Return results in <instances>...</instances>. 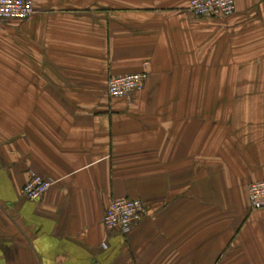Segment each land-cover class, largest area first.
<instances>
[{"label":"crops","instance_id":"crops-1","mask_svg":"<svg viewBox=\"0 0 264 264\" xmlns=\"http://www.w3.org/2000/svg\"><path fill=\"white\" fill-rule=\"evenodd\" d=\"M31 1L32 17L0 22V264H264L249 204L264 0L228 19L193 17L191 0ZM174 69H242L259 94L229 78L233 96L168 97ZM144 71L142 91L108 97L110 78ZM31 173L55 182L40 202L22 194ZM122 199L146 205L126 238L103 225Z\"/></svg>","mask_w":264,"mask_h":264},{"label":"built area","instance_id":"built-area-1","mask_svg":"<svg viewBox=\"0 0 264 264\" xmlns=\"http://www.w3.org/2000/svg\"><path fill=\"white\" fill-rule=\"evenodd\" d=\"M236 3L237 0H191L187 12L197 18L228 19L237 12ZM34 13L31 0H0V22L27 20ZM149 78V71L113 77L108 81L107 95L110 99H128L142 91ZM54 184L51 179L31 173L22 194L29 202H40ZM249 203L254 211L264 210V181L250 185ZM145 212L146 205L141 200H116L109 206L103 225L106 230L118 231L126 238L142 221Z\"/></svg>","mask_w":264,"mask_h":264},{"label":"rangeland","instance_id":"rangeland-1","mask_svg":"<svg viewBox=\"0 0 264 264\" xmlns=\"http://www.w3.org/2000/svg\"><path fill=\"white\" fill-rule=\"evenodd\" d=\"M247 70H245V73ZM229 78L231 80L234 78L236 83L239 84L236 91L237 96H245L246 93L250 92L244 89L248 84L253 87L252 91L255 95L259 94H256L257 90L254 88L255 82H257L256 76H245L242 69H235V72L230 75L228 69H174L173 73H170L168 81L173 83L179 82L182 88H177L176 85L172 88L174 85L169 84L168 97L195 98L201 96L206 99H211L214 97L233 96L234 90L229 89ZM188 83H194L193 88L185 86ZM197 83L203 84V89H197ZM218 84L221 85V90L215 88Z\"/></svg>","mask_w":264,"mask_h":264}]
</instances>
